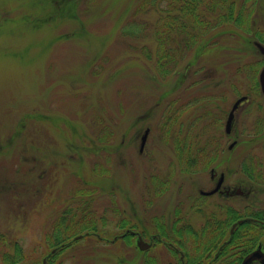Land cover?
I'll list each match as a JSON object with an SVG mask.
<instances>
[{"label":"rangeland","instance_id":"374dc122","mask_svg":"<svg viewBox=\"0 0 264 264\" xmlns=\"http://www.w3.org/2000/svg\"><path fill=\"white\" fill-rule=\"evenodd\" d=\"M150 1L0 0V264L16 244L24 264H144L137 237L121 238L129 231L168 264V246L184 256L171 240L183 222L202 233L203 249L208 218L225 220L228 207L264 209V184L246 173L251 161L264 163L263 65L249 67L262 58L260 40L223 25L179 45L165 64L156 25L168 7ZM250 20L252 31L264 30V0ZM204 146L212 163L196 157ZM212 168L256 191L229 203L203 197ZM89 214L107 240H76L85 231L75 226L72 245L52 259V235L66 237L55 226L61 216L74 226ZM192 234H180L190 250Z\"/></svg>","mask_w":264,"mask_h":264},{"label":"trees","instance_id":"16d2710c","mask_svg":"<svg viewBox=\"0 0 264 264\" xmlns=\"http://www.w3.org/2000/svg\"><path fill=\"white\" fill-rule=\"evenodd\" d=\"M157 1H161V3L163 2L167 5L166 7H168L167 9H164V12L167 10L168 13H166V16L159 20L156 25L161 52L159 60L162 58L163 61L167 59L165 64H172L176 61L172 54L175 53L176 55V52H178L180 48L178 47L179 45L182 46V48L192 46L197 42V39L201 34L204 32L209 33L212 30L215 31L223 25H232V27L242 30L245 33H251V35L254 34L256 39L264 43V36H260L251 29L253 25L250 17L256 8L258 0H240L237 12L236 0H153L150 2L155 3ZM143 7H146L145 4ZM182 34H184L183 37H181ZM179 38H182L180 43H178ZM263 64L264 57L259 61L250 64L249 67L252 68V71L254 72V70L259 69ZM162 66L163 65H161L160 62V68ZM195 73L196 72L193 74ZM162 75H164V73H162ZM190 75H192L191 72L189 73V71H185L182 74V77L186 78ZM256 83L259 85V82ZM205 147L206 146L196 150L195 154L196 157L202 158V161L206 159L204 162L209 164L215 161V157H212V151L210 152ZM193 153L194 152L187 151L186 157ZM192 161L194 160H190V162ZM254 162L251 161V164L246 167L247 177L252 180H261L263 178L261 175L264 176V163L262 174L259 169L260 165L257 166ZM64 217L65 215L61 216L62 219L58 221L55 226H62V229L65 230L63 233H66V237L62 239L61 235L55 239L56 236L52 235L50 248H59V251H62L64 250L60 249L62 245H65L66 247L69 244L72 245L71 239L77 231L70 232L69 230L76 228L75 226H79V229L77 230L82 232L85 231L84 233H81L84 234V238L92 239L93 237L94 239L98 236L99 239L103 238V240H107L103 237V233H101L97 227L93 215H84L83 219L75 222L74 226H71V223L69 225V223L66 224L63 222L62 220ZM242 218H254L264 222V209H247L245 214L239 215L237 210L231 208L225 220L210 218V228L209 232L207 231L206 234H211L212 237L209 241V246L203 249V244L199 241L200 235L197 236L196 234H192L195 241L193 243V249L190 250L188 247H185L186 244L184 245V242L181 240V233L176 231L178 238L174 240V237H171V240L184 252L185 258L182 261L179 252L174 247L168 246V251L173 256L168 264H241L243 258L256 249L259 244H262L264 247V227L262 228L259 224H256L253 221L244 222L242 225L238 226L233 234L230 233L232 223ZM162 232L160 235L164 237L165 234ZM132 238L131 234H126L123 239L131 241ZM222 238L226 241L225 243L223 242L224 244H221ZM157 243H160L159 240L155 241V244ZM195 245L200 246L197 248ZM221 245L222 248L219 249ZM216 251H218V256L214 258L213 254ZM144 255H146L144 264H158L154 256H148L147 253H144ZM53 257L54 256H51L52 259ZM25 261L26 256L22 247L18 246V244H16L15 252L13 254H5L4 257L5 264H24Z\"/></svg>","mask_w":264,"mask_h":264},{"label":"flooded vegetation","instance_id":"af4514ba","mask_svg":"<svg viewBox=\"0 0 264 264\" xmlns=\"http://www.w3.org/2000/svg\"><path fill=\"white\" fill-rule=\"evenodd\" d=\"M258 34L260 36H264V30L258 31ZM262 57H264V55ZM263 66H264V64H263ZM248 100L244 101L243 103H247ZM243 103L240 105L239 108L242 107ZM259 128H261L263 130V125H262V127H259ZM231 131H233V130H231ZM141 142H142V138H141ZM234 143L236 144L235 141H234ZM233 146H230L229 149H232ZM259 165H260L259 169L263 174V163L261 162ZM210 173H211V180H212V182H214V187L210 191H215V192L213 194H210V195H204V194H202L204 191H201L200 193L203 197H205V196L214 197L216 195H219L223 198V201H225L226 203H229L232 199L248 197L249 195L253 194L256 191L255 186H253L252 184H250L249 187L243 185L242 183H239L238 186L227 184L226 183V181H227L226 175L224 173H218V171H216L215 168H212ZM261 176L263 177V175H261ZM263 181H264V179L262 178L261 179L262 184H264ZM225 208L226 207L224 206V209ZM233 209L236 210V208H233ZM230 210H231V207H228L226 210L227 216H228V213ZM237 211L239 212V215L242 214V212L240 210L237 209ZM239 220H241V219H239ZM239 220L232 223L231 228H230L231 234L234 233V231L238 228V226L241 225L238 223ZM255 221H256L255 222L256 224H259L262 228L264 227L263 221H259V220H255ZM183 223L184 224L182 225V229L179 230L180 233L192 232V233L196 234L197 236L202 235V233L195 230L194 227H192V225L187 224V222H183ZM209 223H210V218H208L205 226L202 227V229L205 230V232H207V231L209 232V228H210ZM203 234H204V232H203ZM181 240H183V239H181ZM262 247H263V245H262ZM251 264H261V263L259 261H255V262H252Z\"/></svg>","mask_w":264,"mask_h":264},{"label":"water","instance_id":"95a60500","mask_svg":"<svg viewBox=\"0 0 264 264\" xmlns=\"http://www.w3.org/2000/svg\"><path fill=\"white\" fill-rule=\"evenodd\" d=\"M255 45L261 51V53L264 54V46L262 44H260V43H256ZM259 80H260L261 90H262V92L264 94V68H263V70L260 73ZM245 99H246V97H242V98L238 99L235 102V104L233 105V108H232V110H231V112L229 114L228 121H227V126H226V129H227L228 133H230V131H231L232 123H233V120H234V117H235V112L238 109V106L241 104V102H243ZM148 133H149V129L146 130L145 135L143 136L141 150H143V147L146 144V139H147ZM214 192L215 191L203 192L202 194L210 195V194H213ZM244 222H245V220L238 221L239 224H242ZM81 238H82V236L76 237V240H79ZM116 239H117V237L115 238V240ZM63 247H64V245H63ZM137 247H138V249L141 252H145L151 247V243L146 242L143 239L142 236H139L138 239H137ZM55 251L56 250H53L52 253H55ZM181 258L183 260V255H182ZM254 261H259L261 264H264V252L262 251L261 246L257 250L252 252L250 255H248L244 259L242 264H251ZM43 263L46 264V259H44Z\"/></svg>","mask_w":264,"mask_h":264}]
</instances>
